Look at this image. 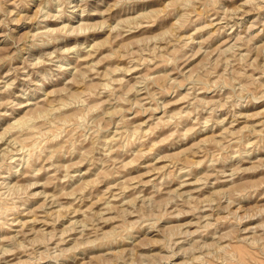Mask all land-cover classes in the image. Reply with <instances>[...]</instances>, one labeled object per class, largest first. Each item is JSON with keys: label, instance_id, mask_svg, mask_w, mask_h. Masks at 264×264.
Instances as JSON below:
<instances>
[{"label": "rangeland", "instance_id": "1", "mask_svg": "<svg viewBox=\"0 0 264 264\" xmlns=\"http://www.w3.org/2000/svg\"><path fill=\"white\" fill-rule=\"evenodd\" d=\"M0 264H264V0H0Z\"/></svg>", "mask_w": 264, "mask_h": 264}]
</instances>
